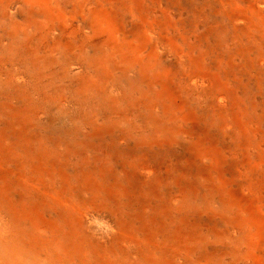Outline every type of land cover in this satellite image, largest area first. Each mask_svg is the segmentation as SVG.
Masks as SVG:
<instances>
[{"label": "rangeland", "instance_id": "obj_1", "mask_svg": "<svg viewBox=\"0 0 264 264\" xmlns=\"http://www.w3.org/2000/svg\"><path fill=\"white\" fill-rule=\"evenodd\" d=\"M224 197L264 261V0H0V264L228 262Z\"/></svg>", "mask_w": 264, "mask_h": 264}, {"label": "bare ground", "instance_id": "obj_2", "mask_svg": "<svg viewBox=\"0 0 264 264\" xmlns=\"http://www.w3.org/2000/svg\"><path fill=\"white\" fill-rule=\"evenodd\" d=\"M207 154H208L207 151H203V150H200L199 151V157L202 158V159H205L207 157ZM212 159H213L212 161H213L214 164H217L218 163L217 162V156L212 157ZM211 199H213V198H211ZM0 200H1V198H0ZM221 201H222V205H224V207L226 208V211L231 212V213H234V212L237 213V218H238L239 221H241L239 223V226L241 228L245 229L244 232L247 234L246 235L247 236V239H245V244L246 245L244 246L243 249L240 250L241 252H243L242 253L243 258L241 259L242 256L239 257V256H236V255H231V256H229L227 258L228 262H226L225 261L226 258L224 257L223 254L222 255H219V258H213L212 255H211V253L208 252V251H206L204 253V256H203V259H204V263L203 264H240L242 262V260H243L242 264H244V263H246L245 262L246 261L245 259H247V261H250L251 264H264L263 259H261L260 256L257 253L258 251L255 252V250L259 247L260 237H261L258 229L256 228L257 227V224L254 223V222H252V226H251V223L248 220H243L242 219L241 214H243V212L240 210V208H239L238 205H235L236 204V201H234L231 197H224L223 200H221ZM231 209H233V211H231ZM86 218H87V216H86ZM98 219H99V217H98ZM107 222H109V221H107ZM109 224H110V222H109ZM98 225H99V223H98ZM95 227H96V225H95ZM107 231H108V233L110 235H112L114 233L112 226ZM103 237L105 238V236H103ZM131 241H132V239L130 237H127V236L124 237V244H126L127 246L131 245ZM179 241H180L179 242V246L185 248V250H183V251H187L188 250V252H189L190 247H188L187 246V243H186L188 241V239L186 241H183V240H179ZM241 244H242V242H241ZM203 247H205V246H203ZM253 250H254V253L252 255V251ZM185 254H187V253H185ZM177 259L179 260V258H177Z\"/></svg>", "mask_w": 264, "mask_h": 264}]
</instances>
